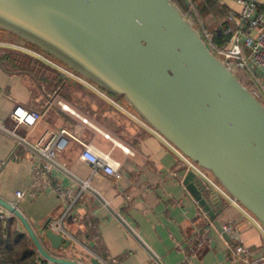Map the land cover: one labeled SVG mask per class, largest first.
<instances>
[{"label": "crops", "instance_id": "crops-1", "mask_svg": "<svg viewBox=\"0 0 264 264\" xmlns=\"http://www.w3.org/2000/svg\"><path fill=\"white\" fill-rule=\"evenodd\" d=\"M190 1L200 10L196 26L200 22L225 44L236 28L229 18L241 6L234 0ZM258 12L264 13V0ZM4 36L0 33V123L10 128L9 114L20 105L42 115L33 128L18 130L26 142L36 143L45 131L69 133L58 166L41 175L43 161L0 131V199L23 214L49 254L81 264L92 259L101 264H248L231 256L240 244L253 257L264 254L258 228L220 197V222L229 228L230 240L222 238L183 186L185 163L158 135L86 86L65 81L35 58L2 45L19 44ZM53 99L65 101L109 138L48 106ZM89 143L121 163L120 178L94 171L81 159L82 144ZM84 183L87 189L81 188ZM18 191L25 197L17 199ZM0 211L3 228L25 234L14 216ZM44 229L61 234L70 245L52 250L42 237Z\"/></svg>", "mask_w": 264, "mask_h": 264}, {"label": "water", "instance_id": "water-1", "mask_svg": "<svg viewBox=\"0 0 264 264\" xmlns=\"http://www.w3.org/2000/svg\"><path fill=\"white\" fill-rule=\"evenodd\" d=\"M0 32L117 97L264 228V104L172 0H0ZM183 186L229 241L218 194L192 171ZM0 209L20 222L39 263L81 264L49 254L14 205L0 199ZM42 237L52 250L70 245L51 229Z\"/></svg>", "mask_w": 264, "mask_h": 264}, {"label": "built area", "instance_id": "built-area-1", "mask_svg": "<svg viewBox=\"0 0 264 264\" xmlns=\"http://www.w3.org/2000/svg\"><path fill=\"white\" fill-rule=\"evenodd\" d=\"M234 1L241 6V10L237 14V16H231L229 18L231 22L236 24V28L224 45L216 46L212 40L211 34L204 29L200 22H198V26L196 28L198 29L205 45L214 56L225 62L227 66L231 63L234 64L237 69L236 74L238 72H242L247 76L248 81L252 86V89H250V91L260 102L264 104V13L258 12L259 0ZM189 2V10L190 12H193L196 17L197 15L195 6L190 0ZM1 44L14 47L18 50H21L28 56L35 58L45 66L57 72L65 81H71L86 86L97 95H99L102 99L106 100L111 105L122 110L123 112L143 124L124 104H120L118 100L112 98L108 93L99 89L90 81H88L78 73L72 71L60 62L56 61L55 59L51 58L50 56L27 45L8 43ZM47 105H54L63 113L77 119L84 125L90 126L92 129L101 132L106 138H109L108 134L102 132L95 124H93L85 116L77 112L65 101L61 99H53L49 100ZM41 117L42 115L40 112L28 110L23 106L16 105L9 114L11 127L7 128L0 123V131L12 136L18 145L24 146L26 150L37 155L43 161V163L38 166L39 172L41 175H46L52 168L58 166L57 157L58 154H60L64 150L67 144L66 138L69 136V133L66 130H60L57 133L45 131L36 143L30 144L26 142V140L18 134V130L20 128L26 130L33 128L41 119ZM166 144L172 150H174L176 154L183 160L188 171H192L207 188L216 192L219 197L227 200L229 204L235 206L243 214H245V216L249 218L253 225L258 228L264 238V228L259 224V222L246 210H244L234 199H232L207 171L201 169L195 163L185 158L167 142ZM82 146L83 151L81 153V159L89 163L94 171L101 170L107 176L116 179L120 178V162L113 159L109 153L103 152L93 144H82ZM123 151L130 156H132L133 154L127 148H123ZM81 188L87 189V184H82ZM57 192L60 195H64L67 197L69 196L68 191L63 192L57 189ZM15 197L17 199H22L25 197V194L24 192L18 191L15 193ZM4 218V214L0 213V220H3ZM55 225L56 224L54 223L52 226L53 229H56ZM224 229L225 232H229V228L224 226ZM197 245L201 246V241L199 239H197ZM252 255V250L250 248L244 247L241 244L234 246L231 251V256L234 259H240L241 261L248 264H264V254L258 257H253ZM185 264L192 263L187 261V263Z\"/></svg>", "mask_w": 264, "mask_h": 264}, {"label": "trees", "instance_id": "trees-1", "mask_svg": "<svg viewBox=\"0 0 264 264\" xmlns=\"http://www.w3.org/2000/svg\"><path fill=\"white\" fill-rule=\"evenodd\" d=\"M195 24V15L189 12V8L186 7L182 0H172ZM195 5V4H194ZM196 15L199 14V8L195 5ZM207 31V30H206ZM212 40L216 46L224 45L222 41L212 37ZM28 46V45H27ZM241 83L249 89H252L248 78L242 72L236 74ZM0 264H39L37 260V252L33 244L29 240L26 233L21 234L16 231H10L9 228H3L0 221Z\"/></svg>", "mask_w": 264, "mask_h": 264}, {"label": "rangeland", "instance_id": "rangeland-1", "mask_svg": "<svg viewBox=\"0 0 264 264\" xmlns=\"http://www.w3.org/2000/svg\"><path fill=\"white\" fill-rule=\"evenodd\" d=\"M190 12V11H189ZM192 14L194 15V13L192 12ZM194 26L195 27H197L196 26V24H194ZM1 34H4L5 36V38H8L9 40H12V41H15V42H17V43H19V44H22V45H25L22 41H20V40H18L17 38H15V37H13V36H10V35H8V34H5V33H3V32H0ZM29 46V45H28ZM31 47V46H30ZM33 48V47H32ZM36 49V48H35ZM112 98H114V99H116V100H118L119 101V99L117 98V97H114V96H112V95H110Z\"/></svg>", "mask_w": 264, "mask_h": 264}]
</instances>
